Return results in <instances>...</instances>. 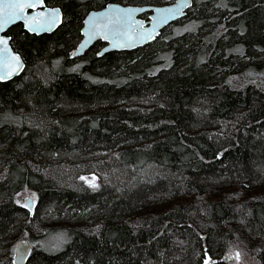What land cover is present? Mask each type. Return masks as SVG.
I'll return each mask as SVG.
<instances>
[{"label":"trees","instance_id":"trees-1","mask_svg":"<svg viewBox=\"0 0 264 264\" xmlns=\"http://www.w3.org/2000/svg\"><path fill=\"white\" fill-rule=\"evenodd\" d=\"M172 1L45 0L57 30L10 29L25 68L0 83V264L21 239L26 264H264V0H192L146 45L72 57L90 11ZM44 219L56 249L35 244Z\"/></svg>","mask_w":264,"mask_h":264},{"label":"water","instance_id":"water-1","mask_svg":"<svg viewBox=\"0 0 264 264\" xmlns=\"http://www.w3.org/2000/svg\"><path fill=\"white\" fill-rule=\"evenodd\" d=\"M192 0H173L164 5H122L119 3H108L98 10L90 11L84 18L80 30L81 39L75 47L72 57L82 56L96 42H102L105 46L100 50L99 55L110 51H129L155 40L161 31L170 23L184 16L187 9L191 6ZM174 10L169 13L167 10ZM59 10L60 22L50 30L29 31L25 19L33 16H44L45 18L54 11ZM148 14V19L142 16ZM25 19H18L14 23L7 25L0 31V39L7 40V51L4 45H0V75L5 78L0 80L4 83L19 76L25 68V63L21 56L15 52L10 44V36L6 35L9 29L17 24H21L25 32L30 35L40 36L51 34L61 25L63 14L59 7L46 6L43 0V7L37 6L35 9H26ZM150 34V35H149ZM12 57L19 58V66L15 64ZM9 68L12 69L8 75ZM25 208L33 209L34 201L32 198L24 200ZM31 254V246L26 240H19L13 248L12 264H26Z\"/></svg>","mask_w":264,"mask_h":264},{"label":"snow or ice","instance_id":"snow-or-ice-1","mask_svg":"<svg viewBox=\"0 0 264 264\" xmlns=\"http://www.w3.org/2000/svg\"><path fill=\"white\" fill-rule=\"evenodd\" d=\"M37 6L43 7V0H0V31L14 23L18 19H25L24 12L26 9H35ZM169 13H173L174 10H167ZM60 22L59 10L52 11L47 18L44 16H33L30 20L25 19V23L28 25L29 31H41L50 30L52 27ZM150 35V34H149ZM0 45H4V50L7 51V40L0 39ZM12 60L17 66H19V58L12 57ZM12 69L9 68L8 75H11ZM4 75H0V80L4 79ZM89 184V187L97 188L95 178L92 181H87L86 178L81 177ZM239 253H236V259L239 260ZM205 264H209V261H205Z\"/></svg>","mask_w":264,"mask_h":264},{"label":"rangeland","instance_id":"rangeland-1","mask_svg":"<svg viewBox=\"0 0 264 264\" xmlns=\"http://www.w3.org/2000/svg\"><path fill=\"white\" fill-rule=\"evenodd\" d=\"M10 40H11V38H10ZM10 44H12L11 41H10ZM37 167L38 166L36 164H34V169L36 171L42 173L43 176L50 177V179H52L53 181H55V182L58 181V182H60L61 184H64V185L75 186V184H78V181L79 182L81 181V182H83L84 184L87 185L88 183H86L85 180H82L81 177L86 178L87 181H92L93 178H95V181L94 182H96L98 180V178H99L97 172H93L91 174H86V175L82 174L81 173L82 172V168L81 169H78L77 171H75L74 172V175H70L68 173L66 176H61V175H58L56 173H53L51 170H49L47 168L46 169L45 168L39 169ZM100 173H102V172H100ZM1 178H2V176L0 177V179ZM68 178H76V179L71 180V179H68ZM138 180H140L141 182H143L144 181V177L141 175L138 178ZM28 197L29 198H32V200L34 201V205H35L36 194L33 191L28 190V189H24L20 193L17 194V196H16V202L19 205H21L22 207L25 208L24 200L26 198H28ZM135 218H128V220L126 222L128 224H133L132 226H139V225L143 224L144 222H146V215L144 213H142L141 211H138L137 212V215H136ZM49 222H51V221L50 220H47V219H44L42 221V223H38V221H35L32 225H30V230L32 232V236L34 237L33 239H35V244H38L39 245V243H42L43 245H47L48 247H53V249H56L57 246L60 244V240L58 238H50V239H46V240H43L41 238L42 235H44V233L47 231L48 226L51 224ZM13 248H14V246H13ZM12 257H13V250H12L11 259H12ZM229 258H233L234 259V262L235 261L237 263L239 262V260H237L236 257H234L233 255H231ZM205 261H209L210 262V260H208V259H206ZM241 263L242 264H252V261H250V262L249 261H242ZM204 264H205V262H204Z\"/></svg>","mask_w":264,"mask_h":264},{"label":"flooded vegetation","instance_id":"flooded-vegetation-1","mask_svg":"<svg viewBox=\"0 0 264 264\" xmlns=\"http://www.w3.org/2000/svg\"><path fill=\"white\" fill-rule=\"evenodd\" d=\"M47 6V5H46ZM146 16H147V19H148V14H146ZM143 18H144V15L142 16ZM19 25H21V24H17V25H15V26H19ZM9 31H10V29L8 30V32L6 33V35H8L9 34ZM9 36V35H8ZM11 38V37H10ZM102 43V42H101ZM105 46V44L104 43H102V48ZM101 48V49H102Z\"/></svg>","mask_w":264,"mask_h":264},{"label":"bare ground","instance_id":"bare-ground-1","mask_svg":"<svg viewBox=\"0 0 264 264\" xmlns=\"http://www.w3.org/2000/svg\"><path fill=\"white\" fill-rule=\"evenodd\" d=\"M53 33V32H52Z\"/></svg>","mask_w":264,"mask_h":264}]
</instances>
